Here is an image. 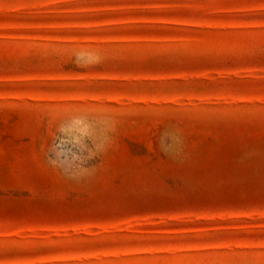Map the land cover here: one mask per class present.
Listing matches in <instances>:
<instances>
[{"label":"rangeland","instance_id":"1","mask_svg":"<svg viewBox=\"0 0 264 264\" xmlns=\"http://www.w3.org/2000/svg\"><path fill=\"white\" fill-rule=\"evenodd\" d=\"M0 264H264V0H0Z\"/></svg>","mask_w":264,"mask_h":264}]
</instances>
